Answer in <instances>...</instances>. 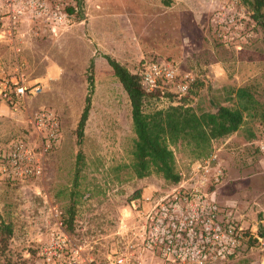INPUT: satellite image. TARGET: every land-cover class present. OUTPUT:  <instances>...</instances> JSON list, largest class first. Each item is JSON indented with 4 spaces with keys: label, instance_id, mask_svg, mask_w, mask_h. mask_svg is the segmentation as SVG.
I'll return each instance as SVG.
<instances>
[{
    "label": "rangeland",
    "instance_id": "1",
    "mask_svg": "<svg viewBox=\"0 0 264 264\" xmlns=\"http://www.w3.org/2000/svg\"><path fill=\"white\" fill-rule=\"evenodd\" d=\"M98 2V9H89L87 21L57 36L38 24L27 23L20 29L22 41L34 36L39 41L65 37L63 50L57 45L35 44L39 52L33 56L37 61L33 76L44 73L47 57L64 63L67 71L49 84L42 81L41 92L29 98L17 115L8 109L14 116L0 130V146L14 138L31 137L28 116L42 106L54 108L62 126L40 178L24 182L0 179V264H30L26 252L35 254L58 222L75 242L91 246L94 255L103 259L123 245L117 232L130 195L136 189H140L139 195L163 193L173 185L157 174L137 178L132 172L135 135L130 101L103 54L131 72L137 71L142 60L163 58L181 74L192 75L188 93L150 97L146 110L187 102L198 112L209 111L218 105H233L236 98L231 90L249 87L255 105L245 112L241 128L213 144L224 171L214 199L233 211L247 228L249 240L257 237L258 242L219 264H264V241L258 237L260 230L264 232V153L259 150L264 141V34L250 5L246 0ZM225 31L229 37L240 34L238 47L224 41ZM16 46L20 47L18 42ZM9 48L0 42V58L8 63L13 60ZM91 50L106 62L97 73L94 69L91 108L79 146L76 125L87 92ZM79 150L83 163L76 181ZM173 150L177 170H186L194 158L182 145ZM69 208L75 212L71 229L63 223ZM6 223L12 226L10 235L3 232Z\"/></svg>",
    "mask_w": 264,
    "mask_h": 264
},
{
    "label": "built area",
    "instance_id": "2",
    "mask_svg": "<svg viewBox=\"0 0 264 264\" xmlns=\"http://www.w3.org/2000/svg\"><path fill=\"white\" fill-rule=\"evenodd\" d=\"M98 1L0 0V42L14 45L16 53L10 63L0 58V101L11 113L17 114L42 90L39 83H28L26 61L15 46L22 36L21 27L38 24L57 36L85 22L89 9L100 7ZM225 33L224 41L238 47L240 34L229 37L228 31ZM135 73L147 93L161 97L186 94L194 80L163 58L140 61ZM27 123L31 137L14 138L0 146V179L24 182L40 178L46 155L59 142L62 126L54 108L39 107ZM214 148L208 156L194 159L186 170L178 171L179 181L166 192L129 200L119 221L117 234L124 241L120 249L98 259L91 246L75 242L58 222L35 254L26 252L30 264H219L237 256L248 240L247 228L232 210L214 199L215 186L224 175ZM259 150L264 153V141Z\"/></svg>",
    "mask_w": 264,
    "mask_h": 264
},
{
    "label": "trees",
    "instance_id": "3",
    "mask_svg": "<svg viewBox=\"0 0 264 264\" xmlns=\"http://www.w3.org/2000/svg\"><path fill=\"white\" fill-rule=\"evenodd\" d=\"M246 3L250 5L253 19L264 34V0H246ZM103 57L121 83L130 101L132 130L135 135L131 150V169L137 178L157 174L172 184L177 183L180 175L176 168L173 147L184 146L194 159L208 156L212 152L215 142L236 133L241 128L245 112L255 105V99L249 87L242 86L231 90L236 98L235 103L231 106L218 105L212 110L198 112L187 102H179L164 108L146 110V101L158 94L147 93L143 89L139 74L131 72L125 65L108 54H103ZM86 80L87 92L84 106L76 125L79 146L83 141L84 128L94 92V63L92 59L86 68ZM191 84L186 93L191 89ZM171 95L176 96L166 93V96ZM82 163L83 155L79 150L75 170L76 181ZM139 194L140 189H136L129 199L136 198ZM67 212L68 216L63 223L67 229H71L75 212L71 208ZM3 232L10 235L12 233L11 224H4ZM258 237L264 241V232L260 230ZM257 242V237H251L246 241L245 246L248 247Z\"/></svg>",
    "mask_w": 264,
    "mask_h": 264
},
{
    "label": "crops",
    "instance_id": "4",
    "mask_svg": "<svg viewBox=\"0 0 264 264\" xmlns=\"http://www.w3.org/2000/svg\"><path fill=\"white\" fill-rule=\"evenodd\" d=\"M24 25H26V24H24ZM30 31H31V29H30ZM18 40H16L15 42L16 43L18 42L19 46L21 47L20 56L26 61V64H27V81L29 84L39 83L40 86L44 87V84H49L51 81L62 76V74H66L67 70H66V65L64 63H62L60 61H55L53 59L50 60V57H47L46 61L44 60L45 62L43 65V68L45 70L44 73L42 75L33 76L34 71L37 69V61L35 60V58L33 56L35 55V51H37L36 53L39 52L35 48L37 46L35 44L36 43L38 45L42 44V45H45L47 48H49V47L52 48L53 45H57L59 50H63V46H64L63 44L65 42V37H61L60 39L54 40V41L51 39H43L44 41H39L40 39H37V37H35V36L33 39H31L32 41L31 40H23V41L19 40L18 41ZM16 43H15V46H16ZM8 45H10L9 50H11L13 52V56H12V54H11V56H12V59H14V57L16 55V53L14 52V48H13L14 45H11V44H8ZM91 52H92V55H91V53L88 54V57H89L88 60L89 61L91 59L93 60L95 73H97V70H99V66L105 64L104 62H106V61H104L103 57L96 56L94 51L91 50ZM88 64H89V62H88ZM88 64H87V66H88ZM42 81L44 82V84L41 83ZM15 115H17V114H15ZM11 116H14V115H11V113L8 111V108L3 103L0 102V130H2L4 127H6V125L8 124L7 121L9 119V117H11Z\"/></svg>",
    "mask_w": 264,
    "mask_h": 264
}]
</instances>
